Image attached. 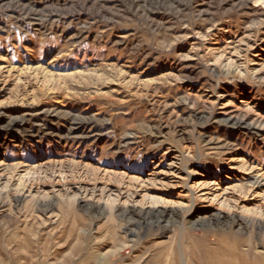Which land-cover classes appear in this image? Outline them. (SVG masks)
Listing matches in <instances>:
<instances>
[{
    "label": "rangeland",
    "instance_id": "obj_1",
    "mask_svg": "<svg viewBox=\"0 0 264 264\" xmlns=\"http://www.w3.org/2000/svg\"><path fill=\"white\" fill-rule=\"evenodd\" d=\"M0 163V264H264V0H0Z\"/></svg>",
    "mask_w": 264,
    "mask_h": 264
},
{
    "label": "bare ground",
    "instance_id": "obj_2",
    "mask_svg": "<svg viewBox=\"0 0 264 264\" xmlns=\"http://www.w3.org/2000/svg\"><path fill=\"white\" fill-rule=\"evenodd\" d=\"M227 69H228V68H227ZM229 71H230V69H228V72H229ZM18 119H19V118H18ZM0 165H1V163H0ZM5 167H6V166H5ZM3 168H4V167H3ZM0 177H1V176H0ZM24 178H27V177H24V176H23V177L20 178V179L22 180V179H24ZM24 180H25V179H24ZM24 180H23V181H24ZM0 181H1V180H0ZM2 182H3V181H2ZM208 184H209V183H208ZM211 184H212V183H211ZM1 186H2V185H1ZM8 186H9V184H7V187H8ZM196 187H197V186H196ZM196 187H195V188H196ZM1 195H2V193H0V199H1V197H2ZM18 199H19V198H18ZM220 202H221V201H220ZM224 203H225V202H224ZM218 213L221 215V212H218ZM218 213H217V214H218ZM4 215H5V214H4ZM7 216H8V215H7ZM217 216H218V215H217ZM219 217H220V216H219ZM219 217H218V218H219ZM249 220H250V219H249ZM254 220H255V219H254ZM254 220H253V221H254ZM253 221H252V223H253ZM250 222H251V221H250ZM257 222H258V221H257ZM254 223H255V222H254ZM258 224H259V223H258ZM237 225H238V224H237ZM259 226L264 227V222H261V225H259ZM258 228H259V227H258Z\"/></svg>",
    "mask_w": 264,
    "mask_h": 264
}]
</instances>
